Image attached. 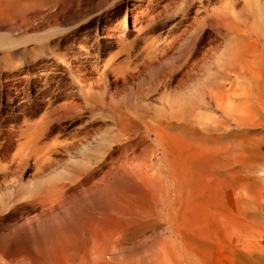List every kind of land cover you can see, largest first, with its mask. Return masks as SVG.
<instances>
[{"label": "rangeland", "instance_id": "obj_1", "mask_svg": "<svg viewBox=\"0 0 264 264\" xmlns=\"http://www.w3.org/2000/svg\"><path fill=\"white\" fill-rule=\"evenodd\" d=\"M222 1L73 0L72 3L81 4V10L71 11L72 13L70 12L69 15L75 13V17L54 27L43 21L46 15H43L44 17L41 16L43 17L41 18L42 20L39 19L40 16H38L36 21L37 17L33 18L34 20H32L35 22H30L31 19L28 18V20L30 19L29 22L27 21L28 27L27 23L20 21V17L12 14L13 17L8 14L0 18V20L5 19L0 21L2 42L8 40L24 41L25 39H34L35 36L39 37L41 35L46 38L52 34L51 31L64 30V28L67 29L73 25H78L87 17L90 20L87 31L82 35L86 36L85 40H82L83 38L81 37L77 39L74 37V39L72 32L59 39V48L55 51L64 54V62L54 59L52 54L46 50L34 55V52L29 50L23 53L22 48L17 49V57L11 61H3V56L6 54L5 51L7 54L11 51L0 47V195H2L0 200V264H35L36 262V264H41V262L42 264H49L43 262L51 260L54 254L53 258L55 259L52 258L49 261L51 264H66L65 256L69 252L75 255L78 253L81 256H77L76 262L73 261L70 264H82L83 262V264H94L96 257L99 258L95 262L96 264H264V163L262 164L264 162L262 159V157L264 158V152L262 153L264 147L260 145L264 143V136H262L264 135V127H262L264 122L263 125L259 124L262 123L261 120L264 121V116H262L264 112L261 106L257 105L259 104L257 101L255 102L248 98L249 95H238L242 91V86H247L246 82V84H243L244 80H239L240 83L242 82V86H240V83H238L240 85H231V91L227 83V86L224 87L226 91L222 89L220 94L215 95L218 100H215L210 94H207L210 95V98L205 94V101L204 94L200 92H203L201 90L202 87L204 89L206 85L208 87L209 84H213V82H208L209 79L211 81L217 77L218 72L216 69L218 66L216 64L218 60L226 62L228 55L229 57L231 56L229 54L231 51H228L227 47L234 42L232 36L226 33L224 29L214 27L213 19L205 16L206 11L211 13L212 8L216 9L223 5L222 3L225 0ZM125 2L141 6L140 10H142L143 15L141 16L142 30L139 32L137 39L136 33L132 29L133 15L136 13L132 11L131 15L127 17L125 32H121L120 28H117L115 35H120V37L122 35L123 37V41H117V39L108 38L110 25L107 22L97 24L96 21L97 18L102 19L106 15L108 8L112 6L116 7L115 10L120 9L119 13L117 11V21L122 22ZM230 3L234 5L239 17L241 16V19L245 18L246 22H250L251 19H257H253V17L258 15V18L263 15L262 20L264 21V14L262 13L264 5L259 7L251 2L252 4L250 3L249 6L246 0H232ZM230 3L228 2V4ZM255 6L258 7L260 14L258 12L255 15ZM204 8L205 11H203ZM250 8H253L254 12ZM241 10L243 15H241ZM44 11V14H46L54 11V9L46 8ZM250 11L252 13H249ZM253 13L255 16L252 15ZM248 14H250V17ZM244 15L245 17H243ZM14 16L17 19L19 18L18 20H13L15 22L12 21V19H15ZM39 21L42 23L40 24ZM6 22L9 26H5ZM37 22L40 25L38 30H35L33 25ZM29 23H32L33 30H31ZM16 24L17 27L14 30L13 27ZM41 25L42 27L40 28ZM8 27L14 31L8 29ZM80 42L86 47H78ZM109 42V45L106 44ZM260 42L258 46L254 47L258 49L260 47V50L256 48L257 54L260 52L264 53V46L262 45V43L264 44V39L262 43ZM241 45H239L238 51L249 54L250 52H247V50L250 51L252 47H249L250 45L248 44L249 49L247 43H242ZM146 46L147 48L144 49ZM225 48L228 51H226L228 55L224 53L223 58L225 59L223 61V59L219 58H222V52H224ZM230 49L231 46H229ZM19 51H22V53H19ZM110 56L113 59L107 62ZM259 56H262L261 59L264 58V54H259ZM223 64L221 65L223 66ZM44 67L46 74L34 77V73ZM214 73L217 75L215 76ZM14 76V81L18 79L19 85L11 105H14L18 98L23 96L22 93L24 91L28 93L24 94L21 103L23 107L21 114L11 118L10 100L8 99L10 94L7 93L13 81L11 78ZM48 77L51 79L48 80ZM78 81L84 87L83 91H79L77 87ZM207 82L209 84H206ZM196 86L198 87L196 88ZM41 88L44 89L40 90ZM234 88V92L240 89L239 93L232 92ZM194 93L197 98L194 97ZM11 96L13 97V94ZM235 96L236 100L234 99ZM260 96L263 97L264 94ZM201 98H203V101H198ZM212 98L215 102L211 100ZM226 98L228 99L226 100ZM220 99L223 100L221 101ZM180 100L182 104L178 105L180 110L177 109L179 111L176 116L173 106L178 104ZM245 100L248 101L244 104ZM175 101L177 103L173 104L172 102ZM207 101L208 104H206ZM217 101H220L219 104ZM224 101L228 104H223ZM250 101L259 109H254L256 107L251 105ZM192 103V107L196 108L193 109L200 114L197 111L193 113L194 110L191 111L192 109L189 110L193 114L201 116L198 118L201 123L205 122L204 124H207L208 121H211L210 124L215 125L218 122L219 124L221 123L219 125L221 128L229 125V127L227 126L228 130L224 133L214 134V131L202 128L200 122L196 120L193 122L194 124H191V127H193L190 129L191 131L185 132L186 136H190V132L191 134L193 133L191 140L199 138L196 143L186 139L188 137H180L183 136L184 131L174 126L167 129L169 131L173 129V132H171L174 133V136L170 135L169 131L167 132L171 137L173 136V139L176 137L175 140L168 138L170 136L164 131H161L160 141L158 137L154 136L151 129L149 130L150 132L144 131L146 125L153 124L152 122L158 124L159 118L165 115L164 112L167 114L165 117H170L169 115L172 113L175 118L181 116V119H185V116L187 117L186 114L190 113L186 108L188 106L192 108L190 107ZM215 103L220 107L216 106ZM220 103L226 106V110L233 109L232 107L234 106V111L230 110L229 112H235L233 113L235 116L238 113L240 115L244 113L251 119L253 118L252 120L254 121V115L256 114L255 119L258 120H255L254 123L261 127L257 125V129L255 126L253 128H234L236 126L234 122L237 117L232 118L233 114L226 113L224 111L225 108ZM170 104H173L170 107L172 112L168 109ZM246 104H250L253 110L261 111V114L258 111H254L256 112L254 113L252 109L249 110ZM183 105L184 107H182ZM174 107L175 109L177 108V106ZM181 107L186 110V114H184L185 112L181 113ZM54 108L57 110L56 113L62 116L58 121H50L45 118ZM166 109L168 110L166 111ZM159 114L162 115L160 116ZM126 115H129L130 119ZM258 115L263 119H260ZM133 116L138 117L136 120L138 119L139 121L134 122L136 120H133L135 119ZM122 118L123 123L122 121L121 123L123 126L118 121L122 120ZM180 118L179 121H181ZM125 119L128 123L124 121ZM203 119L205 120L203 121ZM216 119L217 122L215 121ZM225 119H228L227 122H229L227 123ZM144 120L150 122L144 126ZM39 121H43L42 123L45 125L47 124L46 133L43 131L38 136V142L32 143L33 146H24L22 142L25 139L23 140L21 130L31 128L32 130H30L33 131L37 126L34 127L33 124ZM184 121L182 120V122ZM23 122H26L24 123L25 126ZM124 122L126 125H124ZM222 122H226L225 125ZM196 123L199 124L202 130L199 126H196ZM118 124L125 129H121ZM231 125L232 129L230 128ZM207 126L211 128L209 123ZM174 129L178 131H176V134ZM231 130L234 131L231 133ZM241 131L245 137L241 135L244 138L242 139L243 141L240 137ZM257 134L262 137L258 138ZM197 135L201 136V138ZM210 135V139H214L212 135L216 139L210 140ZM246 135L250 138L246 139ZM204 136L208 140L205 139L204 141ZM255 136H257L256 140ZM222 138H227L226 141L228 142L222 141ZM237 138H239L238 141ZM260 138H263L262 142ZM232 139H235L236 142ZM251 139L260 143H258L260 149H258L257 143H250L253 142ZM259 139L260 141H257ZM217 140L221 142L219 141L218 143ZM176 141H183L180 144L185 146L181 147L179 142ZM212 141L215 142L212 143ZM160 142H162V145ZM205 142L207 143L205 144L207 150L203 147ZM230 142L231 145L229 146ZM21 143L22 146L19 147ZM42 143L44 144L42 145ZM174 143L178 144L176 145L178 148ZM216 144H218V147ZM36 145H38L37 148H35ZM244 145H246V148ZM251 145L257 147L254 148ZM227 146L228 148L230 147L229 151L234 152V156L233 152L228 153L229 155L231 154L230 157L234 160L230 159L228 154V156L226 155L228 150H225V147ZM17 147L20 148L18 155H16ZM30 147L35 150L31 149L32 152H30ZM43 147H45L44 150L42 149ZM214 147L216 149L220 148L222 151H219V149L217 151ZM180 148L182 151H179ZM199 149L203 150L200 151ZM210 149H213L214 152L210 153ZM204 150L209 152L206 153ZM259 151H261V154ZM222 152H225V154ZM238 152L243 156L238 155ZM258 155L262 156L260 157L262 166L259 170L257 168L260 166ZM248 156H254V158L250 157L249 160ZM224 157H227L226 162ZM41 158L44 160H38ZM222 158L225 165L220 160ZM239 160H241L243 167L240 166L241 164L237 165L240 163ZM252 162H255V165L256 163L257 165L259 164L255 171H253L255 167L253 168L254 164ZM247 163H249L250 167L253 165L252 171L246 168L252 172H249L250 174L247 170V172L244 170V166H248ZM239 166L243 171L239 169ZM169 167H171L170 169L173 168L172 170L174 171H170ZM62 183L64 186H62ZM97 195H101L99 197L104 200L99 197L96 198ZM153 195L155 196L153 197ZM157 195L159 202L155 199ZM101 200L106 203L100 204ZM91 204L93 205L91 206ZM96 204L98 205L97 208ZM110 204L114 206L111 207L109 206ZM118 204L121 209L117 207ZM156 204L159 205L157 206ZM124 205H127V207ZM50 207H52V210ZM122 207L123 209L127 208L126 211L122 210ZM47 208L50 211L47 210L46 212ZM71 208L73 210L70 211ZM93 208L96 209L93 210ZM96 210L103 212H97ZM51 211L53 212L49 214ZM65 211L69 212L65 213ZM56 212L60 214L55 215L57 214ZM147 212L150 220L145 214ZM74 213H80L81 216L84 215L86 218L90 215L87 219L93 217L91 219L95 221L98 229H101L104 235L93 240H84L82 236L80 237L72 229L73 220L76 221L77 219H72L71 215H75ZM48 214L54 215H52V220L50 217L47 218ZM96 214L99 216H96ZM69 216L72 219L70 222ZM84 216L82 217L84 218ZM66 217L67 222L64 221ZM63 222H66V224L64 223L66 230L63 227ZM47 225L51 227H46ZM53 225L54 227L57 225L59 230L57 227L53 228ZM102 227L105 232H103ZM48 229L53 230V233L48 232ZM68 230V235L65 233L61 234V232ZM73 232L77 235L76 238L80 239L79 241L73 238V236L75 237ZM50 233H52V236L59 233L60 239L62 238L61 235H65L64 240L65 242L68 241L65 243V249H67L68 245L74 244L68 246L70 251L62 249L63 252L61 250L59 252V246H57L58 235L52 237ZM70 235L72 236L69 237ZM46 236H50L51 245H49V240ZM44 237L48 240V245L47 241L43 239ZM51 238L54 241L56 240L55 243ZM37 240L39 241L34 244ZM44 242H46V247L45 245H43L44 248L41 246L43 250L41 247H37L42 245V243L44 244ZM70 242L72 243L70 244ZM52 245L57 247L53 248ZM48 246H51L48 251V253H51L49 254L50 256L46 252ZM70 247H73L72 252ZM83 247L87 248V250L92 248L91 251H95H89V253L86 252L83 255L81 253L84 249ZM45 248L47 249L44 250ZM52 249L56 250V253ZM43 252H46V254ZM41 253L42 255L45 254V256L43 255L45 261ZM59 253L64 255L61 254L63 259H61ZM93 254H97V256L90 262L89 259L93 258L91 257V255L94 256ZM47 255L51 258L48 259ZM38 258H41L42 261H39ZM36 259L40 263L35 261ZM85 259L86 262L84 261Z\"/></svg>", "mask_w": 264, "mask_h": 264}, {"label": "bare ground", "instance_id": "obj_2", "mask_svg": "<svg viewBox=\"0 0 264 264\" xmlns=\"http://www.w3.org/2000/svg\"><path fill=\"white\" fill-rule=\"evenodd\" d=\"M138 1V0H137ZM198 1H200V0H198ZM209 2L211 1V0H208ZM222 1V0H221ZM230 1H232V0H225V2L224 3H222L223 5H221V6H219L218 8H216V9H211V13H208L207 11H206V17L207 18H211V19H213V23H214V27H218V29L219 28H222V30L224 29L225 30V32L226 33H228L230 36H232V39H233V43H231L232 45H229V46H231V49L229 50V46L227 47L228 48V51H231V53L229 52V54L231 55L230 57H229V55H228V51H227V49L225 48V50H224V52H222L223 54H222V58H219V59H223V61H224V59L225 58H223V55H224V53H227V55H228V58H230V60H228V58H227V55H226V62L224 61V62H221L220 60H218V63L217 64H219V65H217L216 64V66H220L219 68L217 67V74L216 73H214L215 74V76L217 75V77H215V76H212V77H215V80L213 81V80H211V81H209L208 80V82H213V84L211 85V84H209L208 82L206 83V84H209L208 85V87H207V85L205 86L206 88H204L203 89V87L201 88V90H203V92L202 91H200L201 92V94H204L203 96H204V98H205V94H206V96L208 97L209 96V98H210V95L212 96V97H214L215 98V100H218L216 97H215V95L216 94H220L221 93V91H222V89H224L225 90V86H227V83H228V85L230 86V88H229V90L231 91V85H233V84H238V83H240L239 82V80H241V81H243L244 80V83L243 84H246L247 83V86L245 87L243 84H242V82L240 83V84H238V85H240V86H242L243 88L245 87V89L243 90V88L241 89L242 91H241V93L240 94H238V95H244V94H247V95H249L248 96V98H250L251 100H253V101H257V103H259V104H257L258 106L260 105L261 106V109L263 110V112H264V96L263 97H261L260 95H262V94H264V58L263 59H261V57L259 56V54L260 55H263L261 52L259 53V54H257L256 53V50L258 49L257 47V49L256 48H254L255 46H258V44H259V42L260 43H262L263 42V39H264V21L262 20V16L263 15H261V17H259L258 18V16H256V17H253V19H255V18H257V19H255V20H250V22L249 21H247L246 22V20H244V19H241L240 17H239V13L237 12V11H235V9H234V5L232 4V3H230ZM73 2V0L71 1V0H0V18L2 17L3 18V16H7L8 14H12V15H15V16H18V17H20L21 19H20V21L22 22V23H27V21L29 22L30 21V19H31V21L30 22H32L34 19L33 18H36L37 17V19H35V21L36 20H38V16H40V20H42L41 18H43L44 16L43 15H46L45 17L46 18H43L44 20L43 21H46L47 22V24L50 26H55V25H58V24H60V23H64L65 21H67L68 19H72L73 17H75L76 15H75V13L72 15H69V13L72 11V12H76V11H79V10H81V4L80 3H72ZM223 2V1H222ZM228 2L230 3V4H228ZM246 2H247V4L250 6V3L251 2H253V4H257V6H262V5H264V0H246ZM185 4V3H184ZM252 4V3H251ZM57 5V6H56ZM203 5V4H202ZM55 6H56V8H55ZM205 6H207L206 4H205ZM111 8H108V10H107V13H106V15L102 18V19H100V18H97V21H96V23L97 24H101V22H107L108 23V25H110V32H112V33H110L109 32V35H107L108 36V38H111V39H117V41H123V37H122V35H121V37H120V35H115V32L117 31V28H120V30H121V32H125V30H126V27H127V17H129L130 15H131V12L132 11H134L136 14H134L133 15V13H132V15H133V24H132V29H133V31L136 33V38H137V36H139L138 34H139V32L142 30V21H141V16H143L142 15V10H140L141 9V6L139 5V4H130V3H128V2H125V4H124V13H123V21L122 22H120V21H117V11H118V13H119V11H120V9H117V10H115L116 9V7H112V6H110ZM210 7V6H209ZM212 7V6H211ZM46 8H48V9H54V11H52V12H48V13H46V14H44V10L46 9ZM207 8V7H206ZM209 9V8H208ZM251 9V8H250ZM253 9V8H252ZM251 9V10H252ZM254 13H255V15H257V13L259 12V9H258V7H254ZM256 9H258L257 11H256ZM262 9V8H261ZM261 9H260V11H261ZM199 10V9H198ZM203 10V9H202ZM207 10V9H206ZM197 11V10H196ZM203 11H205V8H204V10ZM252 11H250L249 13H252ZM263 11V12H262ZM261 12L264 14V8H263V10H262ZM71 12V13H72ZM241 12H242V14L241 15H243V11L241 10ZM254 13L252 14V15H254ZM261 13V14H262ZM139 14V15H138ZM144 14V13H143ZM258 14H260V12L258 13ZM11 15V16H12ZM247 15V14H246ZM249 15V17H250V14H248ZM254 15V16H255ZM14 16V18L15 19H12V21L13 20H16L17 18ZM41 16H43V17H41ZM13 17V16H12ZM205 17V18H206ZM243 17H245V15L243 16ZM247 17V16H246ZM251 17V18H252ZM9 18V17H8ZM28 18H30L29 20H28ZM264 18V17H263ZM6 19H7V17H6ZM10 19H11V17H10ZM19 19V18H18ZM17 19V20H18ZM33 19V20H32ZM3 20H5V19H3ZM3 20H0V21H3ZM23 20V21H22ZM249 20V19H248ZM9 21H11V20H9ZM8 21V22H9ZM19 21V22H20ZM35 21H33V22H35ZM50 21H52L51 23H50ZM89 19H88V17L87 18H85V20L82 22V23H80V24H78V25H73L72 27H69V28H67V29H65L64 28V30H54L53 32L51 31V35H49V36H47L46 38L43 36L42 37V35L41 36H39V37H36L35 35V38L34 39H25L24 41H20L19 39V41H12V40H8V41H5V42H2V38H1V36H0V47H2V48H4V49H8V50H10L11 52L10 53H8L7 54V52L5 51V56H3V61L4 60H6V61H11L13 58H15V57H17L16 56V52H17V49L19 48H22V51H23V53L24 52H28V50L29 51H33L34 52V55H36V54H40V53H42V51L44 50H46L47 52H49L50 54H52V56L54 57V59H59V61L61 60V61H63V56H64V54L63 53H61V52H56L55 50L56 49H58L59 48V39L61 38V37H63V36H65V35H67L69 32H72V36H73V38L75 37L76 39L77 38H79V37H81V38H83L82 40H85V38H86V36L84 37V36H82L83 34H85V32L87 31L86 29L88 28V25H89ZM13 22H15V21H13ZM18 22V21H17ZM40 22V21H39ZM5 23V22H4ZM10 23V22H9ZM42 22H40V24H41ZM43 23H45V22H43ZM2 24V23H1ZM17 24H20V23H17ZM17 24H16V26H14L13 28H14V30L16 29V27H17ZM30 25V27L32 28V23H29ZM35 24V23H34ZM38 22L35 24V25H33V28L35 29V30H38V26L40 25ZM46 24V23H45ZM8 24H7V22H6V25L5 26H7ZM21 25V24H20ZM23 25V24H22ZM48 25H47V27H48ZM263 25V26H262ZM4 26V25H3ZM9 26V25H8ZM11 26H12V24H11ZM26 26V25H25ZM46 26V25H45ZM21 27V26H20ZM27 27H28V23H27ZM29 27V28H30ZM42 27V25L40 26V28ZM2 28V27H1ZM33 28L31 29V30H33ZM8 29H11V28H9L8 27ZM28 29V28H27ZM4 30V29H3ZM7 30V29H6ZM11 30H13V29H11ZM13 30V31H14ZM30 30V29H29ZM8 31V30H7ZM10 31V30H9ZM35 32V31H34ZM50 32V31H49ZM218 32V31H217ZM225 32H224V34H225ZM8 33H10V32H8ZM26 34V33H25ZM49 34V33H48ZM31 36V35H30ZM27 37H29V36H27ZM26 37V38H27ZM33 37V36H32ZM31 37V38H32ZM41 37V38H40ZM37 38V39H36ZM38 38H40V39H38ZM74 38V39H75ZM231 38V37H230ZM22 39V38H21ZM138 39V38H137ZM23 40V39H22ZM78 41V40H77ZM135 41V40H134ZM220 41V40H219ZM229 41H231V40H229ZM242 43H247V47H248V44L250 45L249 47H252V49L250 50V51H248L247 50V52H250V53H252V54H247V53H242V52H240V51H238V48H239V45H241ZM83 44V43H82ZM81 44V42H80V44L78 45V47H86V46H83ZM106 44H110V42L109 43H106ZM243 45H245V44H243ZM262 45L264 46V44L262 43ZM261 45V46H262ZM33 46V47H32ZM151 46V45H150ZM242 46V45H241ZM260 46V45H259ZM30 47V48H29ZM130 47V46H129ZM149 47V46H148ZM233 47V48H232ZM246 47V46H245ZM248 47V48H249ZM27 48H29V49H27ZM145 48H147V46L146 47H144V49ZM18 49V50H19ZM86 49V48H85ZM250 49V48H249ZM262 49V48H261ZM74 50V48L72 47V51ZM148 50H150V48H148ZM240 50V49H239ZM243 50V49H242ZM258 50H260V47H259V49ZM22 51H19V53L21 52L22 53ZM227 51V52H226ZM246 51V50H245ZM74 52V51H73ZM86 52H87V50H86ZM142 52V51H141ZM145 52V51H144ZM146 53H147V51H146ZM87 54V53H86ZM18 55V54H17ZM18 56H20V55H18ZM22 57V56H21ZM20 57V58H21ZM23 58V57H22ZM111 59H113V57L112 56H110L109 57V59H107V62L109 61H111ZM19 60V59H18ZM65 60H66V58H65ZM263 60V61H262ZM64 62V61H63ZM106 62V61H105ZM104 62V63H105ZM224 63V64H223ZM63 64V63H62ZM66 64V63H65ZM221 64H223V66L221 65ZM28 65V64H27ZM105 65V64H104ZM103 67H105V66H103ZM18 68V67H17ZM219 69V70H218ZM215 70V71H216ZM45 71V67L44 68H42L41 70H39L37 73H34V77H40L42 74H46V72H44ZM211 74V73H210ZM213 75V74H212ZM14 78H15V76L13 77V78H11V80L13 79V81H12V83H11V87L8 89V93L7 94H10L9 95V97H8V99L10 100V106H9V109H10V113H11V118H15L18 114H21V112L23 111L22 109H23V107L21 106V103H22V101H23V98H24V94H27L25 91L22 93L23 94V96H20L19 98H18V101L14 104V105H11V102L13 101V99H14V95L15 94H17V91H18V85H19V82H18V79H16L15 81H14ZM211 78V77H210ZM51 78H49L48 77V80H50ZM76 79L77 80H79V78H77L76 77ZM75 79V80H76ZM81 81V80H80ZM80 81H78V83H77V87L79 88V91H83V86L81 85V83H79ZM246 82V83H245ZM48 84V83H47ZM204 85V84H203ZM211 85V86H210ZM210 86V87H209ZM237 86V85H236ZM45 87H47V85H45ZM198 86H196V88H197ZM238 87V86H237ZM237 87H235V88H237ZM87 88V87H86ZM199 88H200V86H199ZM235 88L233 89V91L232 92H234V90H235ZM238 88H241V87H238ZM20 89V88H19ZM27 89H29V88H27ZM44 88H41L40 90H43ZM193 89V88H192ZM191 89V90H192ZM166 90V89H165ZM196 90V89H195ZM198 90V89H197ZM240 90V89H239ZM239 90H237V92L239 91ZM78 91V92H79ZM226 91V90H225ZM227 91H228V89H227ZM199 92V91H198ZM199 92V93H200ZM236 92V91H235ZM234 92V93H235ZM237 92H236V94H237ZM82 93H84V92H82ZM86 93V92H85ZM88 93V92H87ZM223 93V92H222ZM228 93V92H227ZM229 93H231V92H229ZM239 93V92H238ZM243 93V94H242ZM11 94H13V97L11 96ZM186 94H189V93H186ZM192 94V93H191ZM201 94H200V96H201ZM207 94H210V95H207ZM225 94H226V92H225ZM235 94V95H236ZM83 95H85V94H83ZM87 95V94H86ZM89 95V94H88ZM194 95V97H195V93L193 94ZM234 95V94H233ZM237 95V96H238ZM198 96V95H197ZM254 96H256V97H254ZM26 97V96H25ZM231 97V96H230ZM186 98H188V97H186ZM195 98H197V97H195ZM221 98H222V96H221ZM236 98V96L234 97V99ZM238 98V97H237ZM241 98V97H240ZM192 99V98H191ZM203 98H201V99H199L198 101H200V100H202ZM225 99V98H224ZM228 98H226V100H227ZM230 99V98H229ZM242 99V98H241ZM184 100V99H183ZM182 100V101H183ZM185 100H189V99H185ZM196 100V99H195ZM211 100H213V98L211 99ZM221 101L223 100V99H220ZM231 100V99H230ZM236 100V99H235ZM244 100V99H243ZM191 102H193L192 100H190ZM190 101H188L189 103H190ZM203 101V100H202ZM201 101V102H202ZM205 101H206V98H205ZM214 101V100H213ZM246 101H248V100H245V102H244V104L246 103ZM261 101V102H260ZM181 102V100L180 101H178V104H176V105H174V106H177V108L175 109V107L173 106V108H174V112H176V116H177V114H178V111L180 110L179 108H178V105L180 106V104H182V103H180ZM188 102H186V103H188ZM211 102V101H210ZM215 102V101H214ZM220 102V101H219ZM219 102L217 101V103L219 104ZM228 102H229V100H228ZM251 102V101H250ZM255 102H253V103H255ZM86 103V102H85ZM173 104L174 103H177L176 101L175 102H172ZM184 103V102H183ZM204 103V102H203ZM212 103V102H211ZM211 103H209V104H211ZM226 103V101H224L223 102V104H225ZM235 103V102H234ZM233 103V104H234ZM240 103V102H239ZM173 104H170V106H168L169 108V111H170V107H172L171 105H173ZM191 104V103H190ZM201 104V103H200ZM206 104H208V101L206 102ZM206 104H204V105H206ZM213 104V103H212ZM218 104H216L215 103V105L216 106H219ZM223 104H221L220 103V105L221 106H223ZM226 104H228V103H226ZM243 104V103H242ZM251 105H254V104H252V102L250 103ZM250 104H246L247 106H248V108H249V110H253V108H252V106L250 105ZM256 104V103H255ZM186 105H188V104H186ZM198 105V104H197ZM197 105H194V106H197ZM203 105V104H202ZM230 105H232V103H230ZM193 106V103H192V105H190V107H192ZM198 106H200V105H198ZM208 106V105H207ZM233 106V105H232ZM236 106H237V104H236ZM245 106V105H244ZM255 106V105H254ZM253 106V107H254ZM182 107H184V105L182 106ZM181 107V110L183 111H181V113H184V114H186V110H189V109H192L191 111H193L194 109L193 108H195V107H192V108H189V106H188V108H186V110H183V108ZM220 107V106H219ZM219 107H217L218 109H220ZM224 108L226 107V106H223ZM238 107V106H237ZM246 107V106H245ZM251 107V108H250ZM256 108H254V109H259L257 106H255ZM216 108V107H215ZM233 109H234V106L232 107ZM168 109H166V111L168 110ZM177 109H179V110H177ZM185 109V108H184ZM196 109V108H195ZM233 109H230V110H233ZM260 109V110H261ZM164 110H165V108H164ZM223 110V109H222ZM230 110H226V108H225V110L224 111H226V113L227 112H229ZM237 110V109H236ZM56 111L57 110H55V108L50 112V113H48L46 116H45V118L46 119H49L50 121H52V120H57L58 121V119H61V115L60 114H58V113H56ZM190 111V110H189ZM190 111V113H188V114H186L187 115V117L185 116V119H181L182 117L180 116V115H178V116H180L179 118L181 119V121H179V118L177 117V118H175L174 116H173V114L171 113V115H169L170 117H165V115H167L165 112H164V114L165 115H163L162 117L164 118H159L158 116V118H159V120H158V118H157V120L159 121V123L158 124H156V123H154V122H152L153 124H148V125H146L148 122H150V121H148V122H146L145 120V122H144V126L146 125V129L144 130V131H148V132H150L149 130L151 129L152 130V132L154 133V136L155 137H158V140L160 139V136H161V131H164V132H166L167 134H168V132L167 131H169V130H167L168 128H171V126H174V127H176V128H179L180 130H183L184 131V133H183V136H180V137H184V138H186V137H188V138H186V139H189L190 141H193V142H195L196 143V141H198V139L199 138H197V140H191V137H192V134H191V132H190V136H186V134H185V132H187V131H191L190 129H192L193 127H191V124H194L193 122H195L196 120H198V122H200V120L198 119V118H200L201 116H199L198 114H193L194 112H196L195 110L193 111V113ZM220 111V110H219ZM223 111V112H224ZM234 111V110H233ZM254 111H258V110H253V112ZM48 112V111H47ZM170 112H172V110L170 111ZM198 112V111H197ZM222 112V111H221ZM237 113H238V111H236ZM251 112V111H250ZM259 112V111H258ZM261 112V111H260ZM259 112V113H260ZM262 112V113H263ZM162 113H163V111H162ZM168 113V112H167ZM199 113V112H198ZM230 113V112H229ZM233 113H235V112H231L230 113V115L231 114H233ZM236 113V114H237ZM246 113V112H245ZM254 113H256V112H254ZM146 114V113H145ZM179 114H180V112H179ZM200 114V113H199ZM220 114H222V113H220ZM224 114V113H223ZM239 114V116H237ZM236 116H235V114H233V116H231L232 118H234V117H237L236 119H235V127L234 128H241V127H254L255 126V128H256V126L258 125L257 123H254V121L255 120H258V119H255V115H254V121L248 116V115H245L244 113H241V115H240V113H238ZM244 114V115H243ZM261 114V113H260ZM259 114V115H260ZM120 115H121V113H120ZM123 115V114H122ZM130 115V114H129ZM129 115H126V116H129ZM152 115V114H151ZM243 115V116H242ZM258 115V117L260 118V116ZM119 116V115H118ZM125 116V115H124ZM141 116H143V115H141ZM171 116H173V117H171ZM262 116H264V115H262ZM132 117V116H131ZM135 119H133V120H136V118H138V117H135V116H133ZM141 118V117H140ZM155 118V117H154ZM153 118V119H154ZM211 118H213V117H211ZM217 118V117H216ZM228 118V117H227ZM264 118V117H263ZM262 117L260 118V119H263ZM129 119H130V116H129ZM147 119V118H146ZM210 119V118H209ZM221 119V118H220ZM223 119V118H222ZM182 120H185L184 122H182ZM205 119H203V121H204ZM207 120V119H206ZM211 120V119H210ZM224 120V119H223ZM222 120V121H223ZM226 120V119H225ZM228 120V119H227ZM227 120H226V122H227ZM120 123H121V121H122V123H123V118H122V120H118ZM126 123H128L127 121H126V119L124 120ZM137 121H139L138 119L136 120V121H134V122H137ZM140 121H141V119H140ZM216 122H217V119L215 120ZM262 121V123H259L258 121V123L259 124H261V125H263V120H261ZM27 122V121H26ZM26 122H23V125H24V123H26ZM43 121H39L38 123H36V122H34V123H36V124H33V126L35 127L36 125V128L33 130V131H31L32 129L31 128H25V130L24 129H22L20 132H21V135H23V140L25 139V141H21L22 143H23V145L24 146H26V147H29V145L30 146H33V144L32 143H34V142H36L37 141V139H38V136L39 135H41L42 133H43V131H45L47 128H48V126H46L45 124H43L42 123ZM124 122V123H125ZM211 122V121H210ZM210 122L208 121L207 122V124L209 123V126L211 127V128H208V126H207V124H204V123H201L200 122V124L202 125V128L204 127L206 130H212V132L214 131V134L215 133H219V132H225V131H227L228 130V128H227V126L229 127V125H227V126H225V127H223V128H221V126H219L220 124L217 122V124H215V125H213L212 123V125L210 124ZM221 122V121H220ZM225 122V123H226ZM229 122V121H228ZM227 122V123H228ZM231 122V121H230ZM121 123V125L123 126V124ZM126 123L124 124V125H126ZM214 123V122H213ZM222 123H224V122H222ZM225 123H224V125H225ZM233 123V124H234ZM31 124V123H30ZM130 124V123H129ZM132 124V123H131ZM27 125V124H26ZM119 125V124H118ZM121 125H119L120 126V128H121ZM133 125V124H132ZM136 125V124H135ZM143 125V124H142ZM223 125V126H224ZM25 126V125H24ZM23 126V127H24ZM33 126H32V128H33ZM143 126V127H144ZM194 126V125H193ZM196 126H199V124H197L196 123ZM260 125H258V127H259ZM29 127H30V125H29ZM126 127V126H125ZM135 127V126H134ZM152 127V128H151ZM232 127V125L230 126V128ZM261 127V126H260ZM262 127H264V126H262ZM19 128V127H18ZM123 128V127H122ZM121 128V129H122ZM142 128V127H141ZM199 128H201L200 126H199ZM202 128H201V130H202ZM20 129V128H19ZM31 129V130H30ZM123 129H125V128H123ZM144 129V128H143ZM148 129V130H147ZM198 129V128H197ZM204 129V130H205ZM221 129H222V131H221ZM232 129V128H231ZM243 129V128H242ZM242 129H240V130H242ZM248 129V128H247ZM257 129V128H256ZM262 129V128H261ZM171 131L173 130V129H170ZM175 130V129H174ZM237 130V129H236ZM235 130V131H236ZM253 130V129H252ZM252 130H250V131H252ZM259 130V129H258ZM257 130V131H258ZM19 131V130H18ZM171 131H169V134L170 135H173L174 136V133H172ZM176 131L177 130H175L174 132H175V134H176ZM234 130H231L230 132L232 133ZM238 131V130H237ZM249 131V132H250ZM255 131V130H254ZM257 131H256V133H257ZM263 131V130H262ZM261 131V132H262ZM140 132V131H139ZM178 132V131H177ZM199 133H200V131H198ZM210 132V131H209ZM239 133H240V131H238ZM245 132V131H244ZM253 132V131H252ZM260 132V133H261ZM264 132V131H263ZM16 133V132H15ZM19 133V132H18ZM45 133H46V131H45ZM50 133V132H49ZM137 133V132H136ZM205 133H208V132H205ZM242 131H241V134H240V137H241V135H242ZM247 133H248V131H247ZM246 133V134H247ZM166 134V135H167ZM168 134V135H169ZM211 134V133H210ZM213 134V135H214ZM222 134V133H221ZM230 134V133H229ZM250 134H251V136H252V133L250 132ZM259 134V133H258ZM258 134H257V136H258ZM16 135V134H15ZM19 136H20V133L18 134ZM45 135V134H44ZM43 135V136H44ZM159 135V136H158ZM169 135V136H170ZM180 135V134H179ZM202 135H203V133H202ZM206 135V134H205ZM208 135V134H207ZM212 135V137H214V139H216L215 138V136H213ZM222 135H224V134H222ZM239 135V134H238ZM244 135V134H243ZM242 135V136H243ZM253 135H254V133H253ZM256 135V134H255ZM172 136V137H173ZM197 136H199V135H197ZM218 136V135H217ZM226 136V135H225ZM232 136V135H231ZM257 136H255V140L257 139L256 137ZM262 136H264V135H262ZM262 136H258V138L259 137H262ZM163 137V136H162ZM171 136L170 137H168V138H172ZM200 138H201V136H199ZM205 137V136H204ZM210 137H211V135L209 136V139H210ZM219 137L221 138V136L219 135ZM219 137H218V139H219ZM244 137V136H243ZM246 137H247V135H246ZM20 138V137H19ZM207 137H205L204 138V141H205V139H206ZM245 138V137H244ZM244 138H242L241 137V140L242 139H244ZM250 137L248 136L246 139H249ZM252 138V137H251ZM264 138V137H263ZM262 138V139H263ZM173 139V138H172ZM176 139V137L173 139V140H175ZM202 139H203V137H202ZM211 139H213V138H211ZM210 139V140H211ZM213 139V140H214ZM223 140L222 141H226V139H224V138H222ZM229 139H230V137H229ZM238 139L239 138H237V141H238ZM261 139V138H260ZM260 139L259 140H257V141H260ZM262 139H261V142H262ZM161 140H162V138H161ZM171 140V139H170ZM172 140V141H173ZM189 140H186V141H189ZM206 140H208V139H206ZM232 140H235V139H232ZM264 140V139H263ZM160 141V140H159ZM202 141V140H201ZM218 141V140H217ZM220 141V140H219ZM219 141H218V143H219ZM243 141V140H242ZM248 141H250V140H248ZM251 141H253V142H250V143H252V144H254V143H257L256 141L254 142V139L252 140L251 139ZM38 142V141H37ZM36 142V143H37ZM175 142V141H174ZM176 142H179V141H176ZM181 142H183V141H181ZM181 142H179V145H181V147H184L185 145H183L182 146V144H180ZM192 142V143H193ZM215 142V141H214ZM213 141H212V143H214ZM221 142V141H220ZM226 142H228V141H226ZM232 142V141H231ZM231 142L229 143V146L231 145ZM234 142V141H233ZM235 142H236V140H235ZM239 142H240V140H239ZM239 142H238V145H239ZM264 142V141H263ZM22 143H21V145L19 146V147H21L22 146ZM40 143V142H39ZM184 143L186 144V142L184 141ZM190 143V142H189ZM242 143V142H241ZM240 143V144H241ZM259 143V142H258ZM258 143H257V146H259L258 145ZM35 144V143H34ZM44 143H42V145H43ZM160 144L162 145V142H160ZM175 144V146L176 145H178L177 143H174ZM191 144V143H190ZM190 144H189V146H190ZM205 144H207L206 142L203 144V147H205L206 148V146H205ZM211 146H212V144L211 143H209ZM225 144V143H224ZM223 144V145H224ZM243 144V143H242ZM260 144V143H259ZM41 145V144H40ZM47 145V144H46ZM218 144H216V146H217ZM233 145H235V144H233ZM232 145V146H233ZM260 145H262V147H264V143L263 144H260ZM246 145H244V147H245ZM250 146V145H249ZM257 146H252L251 145V147H254V148H256ZM19 147H17L18 149H17V154L16 155H18L19 154V150H20V148ZM38 147V145H36L35 146V148H37ZM40 147V146H39ZM46 147V146H45ZM45 147H43L42 149L44 150V148ZM177 148H178V146H176ZM186 147H188V146H186ZM193 147H194V145H193ZM200 147V146H199ZM208 147V146H207ZM210 147V146H209ZM218 147V146H217ZM235 147H236V145H235ZM234 146H233V148H235ZM237 147H239V146H237ZM251 147H249L250 149H251ZM34 148V147H33ZM162 148H164V147H162ZM195 149H196V147H194ZM215 148V147H214ZM227 148V149H226ZM230 148V147H229ZM228 148V146L227 147H225V150H228L229 149ZM232 148V147H231ZM242 148V147H241ZM246 148V147H245ZM245 148H243V149H245ZM248 148V147H247ZM253 148V149H254ZM32 148L30 147V152H32V150H35V149H32ZM216 149V148H215ZM217 149H219V151H222V149H220V148H217ZM216 149V150H217ZM242 149V150H243ZM250 149H249V152H250ZM252 149V150H253ZM258 149H260V146H259V148ZM258 149H257V151H258ZM198 150V149H197ZM200 151H202L203 149H199ZM205 150H207V148L205 149ZM204 150V151H205ZM224 150V151H225ZM233 150H235V149H233ZM240 150V149H239ZM164 151H165V149H164ZM179 151H182L181 150V148H180V150ZM199 151V152H200ZM210 151V153H212V151H213V149H210L209 150ZM209 151H205L206 153H208ZM218 151V150H217ZM229 151V150H228ZM226 151L227 153H226V155L228 154V153H232L233 151ZM244 151V150H243ZM248 151V150H247ZM256 151V150H255ZM261 151H262V149H261ZM261 151H259V153L261 152ZM34 152V151H33ZM40 152H41V150H40ZM43 152V151H42ZM214 152V151H213ZM264 151H262V153H263ZM37 153V152H36ZM166 153V152H165ZM219 153V152H218ZM222 153H224L225 154V152H222ZM222 153H220V154H222ZM247 153V152H246ZM245 153V154H246ZM258 153V152H257ZM256 153V154H257ZM258 153V154H259ZM39 154H41V153H39ZM38 154V155H39ZM203 154V153H202ZM236 154V153H235ZM238 155L240 154V152H238L237 153ZM250 154V153H249ZM253 154V153H252ZM261 154V153H260ZM34 155V154H33ZM229 155V154H228ZM227 155V156H228ZM231 155V154H230ZM230 155H229V158L230 159H232V160H234L233 158H231L230 157ZM237 155V156H238ZM247 155V154H246ZM251 155V154H250ZM41 156V155H40ZM39 156V157H40ZM233 156H234V152H233ZM232 156V157H233ZM236 156V157H237ZM240 156H243V155H241L240 154ZM259 156V155H258ZM264 156V155H263ZM15 157V156H14ZM17 157V156H16ZM35 157V156H34ZM218 157V156H217ZM220 157V156H219ZM249 157V156H248ZM250 157H253L254 158V156H250ZM250 157H249V160H250ZM255 157H256V155H255ZM260 157H262L261 155L259 156V160H260ZM225 158V157H224ZM235 158V157H234ZM244 158V157H243ZM258 158V157H257ZM35 159V158H34ZM246 159H247V157H246ZM245 159V160H246ZM256 159V158H255ZM262 159L264 160V158L262 157ZM18 160H19V158H18ZM36 160V159H35ZM38 160H44V159H38ZM220 160H222V162H223V158L222 159H220ZM226 160H227V157L225 158V162H226ZM229 160V159H228ZM238 160V159H237ZM237 160H236V162H237ZM254 160V159H253ZM259 160H258V163H259ZM13 162H15V160H13ZM230 162V161H229ZM236 162H233V163H236ZM239 164H237V165H240L241 164V160H239ZM242 162H243V160H242ZM7 163V162H6ZM183 163V162H182ZM181 163V164H182ZM238 163V162H237ZM250 163V162H249ZM249 163H247V167H245L244 166V170H245V172H247L248 170L247 169H249V170H251V169H253L254 167V170L253 171H255V169H256V167L257 166H259V164H260V166L259 167H257L258 168V170H259V168L262 166L261 165V160H260V163L257 165V163H256V165H255V162L253 163L254 164V166L253 165H251V167L249 166ZM264 162H262V164H263ZM12 164V163H11ZM141 164V163H140ZM246 164V163H245ZM251 164V163H250ZM223 165H225L224 164V162H223ZM240 166H242L243 167V165L241 164ZM239 166V167H240ZM252 166H253V168H252ZM183 167V166H182ZM248 167H250V168H248ZM263 167H264V165H263ZM262 167V168H263ZM171 167H169V169H170ZM225 168V167H224ZM234 168H236V167H234ZM247 168V169H246ZM173 169V168H172ZM172 169H170V171L172 170ZM177 169V168H176ZM236 169H238V168H236ZM239 169H241V167L239 168ZM242 170V169H241ZM247 170V171H246ZM128 171V170H127ZM172 171H174V170H172ZM243 171V170H242ZM252 171V170H251ZM250 171H248V173H249ZM143 173V172H142ZM247 173V174H248ZM250 173H252V172H250ZM249 173V174H250ZM184 174H185V172H184ZM149 175V174H148ZM173 175H174V173H173ZM186 179H187V177H186ZM186 181V180H185ZM63 184V183H62ZM62 186H64V184L62 185ZM61 186V187H62ZM112 188V187H111ZM110 188V189H111ZM172 188V187H171ZM58 189V188H57ZM113 189V188H112ZM111 189V190H112ZM52 190V189H51ZM157 190V189H156ZM49 191V190H48ZM108 191V190H107ZM113 191H114V189H113ZM110 192V191H109ZM129 192V191H128ZM156 192V191H155ZM158 192V191H157ZM103 193H104V191H103ZM155 194V193H154ZM158 194V193H157ZM101 195L103 196V194L101 193ZM101 195H97L96 196V198L97 197H99V196H101ZM108 195V194H107ZM159 195V194H158ZM158 195H157V197L155 198V199H157L158 200V202H159V197H158ZM49 196V195H48ZM105 196H106V190H105ZM112 196V195H111ZM155 195H153V197H154ZM109 197V196H108ZM107 197V198H108ZM1 198H2V195H0V200H1ZM100 198V197H99ZM98 198V199H99ZM106 198V200H108ZM110 198V197H109ZM115 198V197H114ZM100 199H102V200H104L102 197L100 198ZM112 199V198H111ZM110 199V200H111ZM116 199V198H115ZM153 199V198H152ZM96 200V199H95ZM101 200V201H102ZM123 200H125V199H123ZM127 200V199H126ZM125 200V201H126ZM156 200V201H157ZM112 201V200H111ZM110 201V202H111ZM128 201V200H127ZM103 202H105V201H102L100 204H102ZM109 202V201H108ZM114 202V201H113ZM152 202V201H151ZM94 203V202H93ZM106 203V202H105ZM123 204H124V202H122ZM121 203V204H122ZM153 203V202H152ZM95 204V203H94ZM97 204H98V202H97ZM95 205L96 206V208H97V206L98 205ZM114 204H115V202H114ZM120 204V203H119ZM119 204H118V206L117 207H119ZM125 204H127L126 202H125ZM93 204H91V206H92ZM117 205V204H116ZM157 205V204H156ZM159 205V204H158ZM157 205V206H158ZM109 206H111V204L109 205ZM108 206V207H109ZM114 205H112L111 207H113ZM125 207H127V205H124ZM123 206V207H124ZM155 206V205H154ZM116 207V206H115ZM116 207V208H117ZM123 207H122V210H124V211H126V209H123ZM124 207V208H125ZM95 208V209H96ZM110 208V207H109ZM115 208V209H116ZM120 208V207H119ZM50 209L52 210V207H50ZM57 209V208H56ZM55 209V210H56ZM74 209H75V207H74ZM80 209V208H79ZM94 208H93V210H95ZM121 209V208H120ZM155 209V208H154ZM157 209H158V207H157ZM157 209H155L156 211H157ZM47 210H48V208L46 209V212H47ZM58 210V209H57ZM71 210H73L72 208L70 209V211ZM103 210V209H102ZM110 210H111V208H110ZM116 210H118V209H116ZM133 210V209H132ZM155 210H153V211H155ZM48 211H50V210H48ZM53 211H54V209H53ZM53 211H51V212H49V214L50 213H52ZM62 211V210H61ZM77 211H79L80 212V210H78L77 209ZM97 212H100V211H98V210H96ZM158 211H159V209H158ZM157 211V212H158ZM59 212H60V210H59ZM57 213V214H55V215H58V214H60V213H62V212H60V213ZM64 212V211H63ZM66 212H69V211H65V213ZM97 212H95V213H97ZM101 212H103V211H101ZM122 212V211H121ZM64 213V215L66 216V214ZM75 213H77L76 211H75ZM74 213V214H75ZM81 213V212H80ZM80 213L79 214H75V215H71L72 216V219H76V221L75 220H73L72 222H73V224H72V226H73V228L72 229H74L73 231L74 232H76L78 235H80V237L82 236L83 238H84V240L85 239H95V238H97V237H99V236H103L104 234H102V232H101V229H98V225H96V223H95V221H93L91 218H93V217H91L90 219H87L84 215H82V216H84V218H86V219H84L81 215H80ZM110 213V212H109ZM47 215V218L48 217H50V219L52 220V215L53 214H51V215ZM81 214H83V213H81ZM93 214H94V212H93ZM98 214H100V213H98ZM107 214V213H106ZM147 216H148V212L147 213H145ZM150 214V213H149ZM156 214V213H155ZM68 215V214H67ZM76 215H80V216H76ZM92 215V214H91ZM145 215V216H146ZM151 215V214H150ZM152 215H154V214H152ZM54 216V215H53ZM59 216H62V215H59ZM71 216H69V222H70V220H72L71 219ZM75 216V217H74ZM96 216H99V215H97L96 214ZM108 216H110V215H108ZM68 217V216H67ZM67 217L65 218V220L64 219H62V220H64V221H66V219H67ZM74 217V218H73ZM151 217V216H150ZM154 217V216H153ZM157 217V216H156ZM155 217V218H156ZM62 218H64V217H62ZM143 218H145L146 219V217H143ZM143 218H141V219H143ZM148 218H149V216H148ZM152 218V217H151ZM55 219H57V218H55ZM97 219V218H96ZM47 220V219H46ZM98 220V219H97ZM102 220V219H101ZM146 220H148V219H146ZM145 220V221H146ZM149 220H150V218H149ZM48 221V220H47ZM50 221V220H49ZM51 222V221H50ZM67 222V221H66ZM66 222H63V225H64V223L66 224ZM107 222V221H106ZM102 223V222H101ZM59 224H61V223H59ZM68 224V223H67ZM99 224V223H98ZM50 225V224H49ZM58 225V224H57ZM57 225H55V227H54V225H53V228H56L57 227ZM62 225V226H63ZM69 225H70V223H69ZM102 225V224H101ZM51 226H52V224H51ZM51 226H46V227H51ZM68 226V225H67ZM71 226V227H72ZM64 228L66 227V225H64L63 226ZM68 227H70V226H68ZM67 227V228H68ZM47 229V228H46ZM52 229V228H51ZM57 229H58V227H57ZM68 229H71V228H68ZM71 229V230H72ZM59 230V229H58ZM64 230V229H63ZM62 230V231H63ZM65 230H66V228H65ZM102 230H103V232H105L104 231V229H103V227H102ZM107 230H108V228H107ZM45 232H47L46 230H44ZM53 231V230H52ZM50 229H48V232H52ZM56 231V230H55ZM44 232V233H45ZM48 232H47V235H49L48 234ZM58 232V231H57ZM56 232V233H57ZM66 232H68V233H66ZM66 232H61V234H63V233H65L66 235H68L69 234V230L68 231H66ZM73 232V233H74ZM107 232V231H106ZM53 233V232H52ZM52 233H50V236H52ZM108 233V232H107ZM70 234H72V233H70ZM45 235V234H44ZM54 235H58L57 237H58V240L60 239V234L58 233V234H54ZM53 235V236H54ZM73 235H75V233L73 234ZM50 236H46L47 238H48V240H49V237ZM52 236V237H53ZM62 236V238L58 241L57 240V246H59V252H61L62 251V249H65L66 247H65V243H67L68 241H66L65 242V238H64V236L63 235H61ZM72 235H70L69 237H71ZM105 236L106 237H108L106 234H105ZM54 237H56V236H54ZM68 237V236H67ZM77 237V235H75V237L73 236V238L74 239H76V241H79L80 239H77L76 238ZM73 238H71V239H73ZM79 238V237H78ZM43 239H45V237L43 238ZM82 239V238H81ZM100 239V238H99ZM103 239H105L104 237H103ZM46 241H47V245H48V240L47 239H45ZM51 240H52V238H51ZM67 240H68V238H67ZM83 240V239H82ZM81 240V241H82ZM39 240H37V241H35L34 242V244L36 243V242H38ZM44 241V240H43ZM42 241V242H43ZM54 243H55V241H54V239L52 240ZM91 241V240H90ZM97 241V240H96ZM41 242V241H40ZM39 242V243H40ZM52 242V244H54ZM46 242H44V244L42 243V245H40V246H37V247H43L44 248V246L43 245H45V247H46V244H45ZM72 242H70V244H71ZM79 243V242H78ZM38 244V243H37ZM36 244V245H37ZM69 244V243H68ZM35 245V246H36ZM39 245V244H38ZM49 245H51V243H50V240H49ZM71 245H74V244H71ZM71 245H68V246H71ZM80 245V244H79ZM56 246V247H57ZM67 246V249L69 248ZM81 246V245H80ZM36 247V248H37ZM42 247H41V249H42ZM51 246H48V250L46 251L47 253H48V251H49V248H50ZM52 247H53V245H52ZM55 246L53 247V248H56ZM86 247V246H85ZM35 248V249H36ZM71 248V247H70ZM73 248V247H72ZM71 248V252H72V249ZM79 248V247H78ZM84 248V247H83ZM94 248H96V247H94ZM47 248H45L44 250H46ZM67 249H65V250H67ZM92 249V248H91ZM91 249H89V250H87V248H84L83 249V251H81V253L83 254V255H85V253L86 252H88L89 253V251L90 252H94L93 250L91 251ZM37 250H38V248H37ZM43 250V249H42ZM52 250H54V249H52ZM61 250V251H60ZM69 250V249H68ZM79 250V249H78ZM87 250V251H86ZM70 251V250H69ZM77 251V250H76ZM46 252H43V253H45L46 254ZM50 252H52L51 250H50ZM54 252L56 253V250H54ZM63 252V251H62ZM80 252V251H79ZM98 252H99V250L97 251V254H98ZM104 252V251H103ZM70 253V252H69ZM67 254V252H66V256H65V262H66V264H70V263H72L73 261H75L76 262V258H77V256H79V254L78 253H76V255L75 254H73V253H70V254ZM106 253V252H105ZM45 254H43L44 256H45ZM49 254H51V253H48V255ZM52 254H53V252H52ZM62 254V253H61ZM61 254L59 253V255H60V257H61V259H63L62 258V256H61ZM64 254H65V251H64ZM78 254V255H77ZM97 254H93L94 256H92L91 255V257H93L92 259H89L90 260V262L91 261H93L94 260V257H96L97 256ZM41 255H42V253H41ZM42 255V256H43ZM47 255V257H48V259H50L49 258V256ZM63 255V254H62ZM44 256H43V258H44ZM55 256V254L53 255V257ZM56 256H57V254H56ZM64 256V255H63ZM99 256V255H98ZM105 256V255H104ZM41 257V256H40ZM52 257V258H53ZM79 257H81V256H79ZM90 257V258H91ZM101 257V256H100ZM42 258V259H43ZM52 258H51V260H52ZM84 258V257H83ZM39 259V258H38ZM47 259V260H48ZM53 259H55V258H53ZM79 260L81 259V258H78ZM41 260V258L39 259V261ZM51 260H48V261H45V258H44V261L45 262H43V263H49V264H51V262H49V261H51ZM56 260H57V258H56ZM82 260V259H81ZM97 260H99V258H97L96 257V261ZM35 261H38L37 259L35 260ZM38 261V262H39ZM42 261V260H41ZM54 261V260H53ZM58 261V260H57ZM56 261V262H57ZM85 262H86V259L84 260ZM95 261V262H96ZM56 262H54V263H56ZM83 262V261H82ZM95 262H93L94 264H96ZM37 263V262H36ZM35 263V264H36ZM40 263V262H39ZM59 263V262H58ZM84 263V262H83ZM82 263V264H83ZM98 263V262H97ZM41 264H42V262H41ZM53 264V263H52ZM60 264V263H59ZM86 264V263H85ZM88 264V263H87Z\"/></svg>", "mask_w": 264, "mask_h": 264}]
</instances>
